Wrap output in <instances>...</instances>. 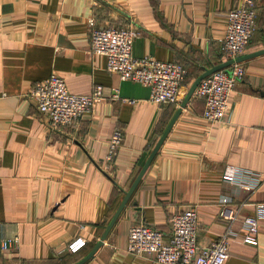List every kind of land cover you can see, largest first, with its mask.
I'll return each instance as SVG.
<instances>
[{
	"label": "crops",
	"instance_id": "0c3cea01",
	"mask_svg": "<svg viewBox=\"0 0 264 264\" xmlns=\"http://www.w3.org/2000/svg\"><path fill=\"white\" fill-rule=\"evenodd\" d=\"M243 0H0V264H74L97 244L152 151L179 112L103 244L83 264H158L128 250L129 228L143 221L165 233L172 216L195 204L198 241L210 245L235 231L224 264H264V220L258 243L243 240L242 219L264 201V52L243 60L246 74L230 96V122L204 116L192 82L225 61L220 41L227 12ZM258 26L240 56L264 49V0ZM133 26L137 57L182 63L181 100L156 103L150 87L123 80L107 57L91 51L94 29ZM76 93L104 86L105 98L71 124L52 127L30 92L51 73ZM119 89V98L113 97ZM124 139L110 168L113 131ZM229 166L263 174L254 190L223 178ZM240 206L229 223L221 198ZM19 237L3 249L2 239ZM82 237L78 251L69 244Z\"/></svg>",
	"mask_w": 264,
	"mask_h": 264
},
{
	"label": "built area",
	"instance_id": "2783aa9c",
	"mask_svg": "<svg viewBox=\"0 0 264 264\" xmlns=\"http://www.w3.org/2000/svg\"><path fill=\"white\" fill-rule=\"evenodd\" d=\"M228 25L220 41L225 61L236 59L250 43L258 26L256 0H243L227 12ZM139 31L133 26H106L93 30L91 51L107 57V68L116 72L123 80L141 82L150 87V100L156 103H178L188 69L182 63L157 59L152 55L137 57L133 45ZM246 74L242 61L234 62L206 76L196 88V93L205 98V118L212 123L230 122L226 116L230 111V96L240 79ZM41 113L52 127L71 124L91 111L96 103L106 96L104 86L97 84L91 93L73 92L66 79L51 73L35 84L30 92ZM119 98V89L113 94ZM124 139V130L116 127L111 136L105 157L110 168L118 148ZM223 178L248 190L256 189L263 180V174L252 169L229 166ZM219 217L232 223L240 206L232 204L231 197L221 198ZM255 212L243 217L245 235L243 240L258 243L259 222L264 220V201L255 202ZM171 231L163 230L143 221L134 222L128 233L127 248L137 255L154 254L158 264H224L229 257V246L235 231L231 226L210 245L198 241V210L195 204L176 212L171 219ZM19 237L3 238L2 247L8 249L17 244ZM86 244L82 237L69 244L73 252Z\"/></svg>",
	"mask_w": 264,
	"mask_h": 264
},
{
	"label": "water",
	"instance_id": "95a60500",
	"mask_svg": "<svg viewBox=\"0 0 264 264\" xmlns=\"http://www.w3.org/2000/svg\"><path fill=\"white\" fill-rule=\"evenodd\" d=\"M264 52V49L256 51L252 54L249 55H243V56H239L236 59H230V60H226L218 65H214L213 67L206 69L204 72H202L191 84V86L189 87L187 93H186V97L182 103V105H185L187 103V101L189 100V98L191 97V95L196 91V88L198 87L199 83L208 75L212 74L213 72L222 69L224 67L229 66L230 64L234 63V62H240L245 60L248 57H251L253 55H257ZM181 111V109H179L178 113L175 115V117L172 119V121L170 122V124L168 125L167 129L165 130V132L163 133V135L161 136L160 140L158 141L157 145L155 146L154 150L152 151L150 157L148 158L147 162L145 163V165L143 166L142 170L140 171V173L138 174L137 178L135 179V181L133 182V184L131 185V187L129 188V190L126 192L122 202L120 203L119 207L117 208V210L115 211L113 217L111 218L109 224L107 225L105 231L103 232V234L101 235L100 239L98 240L97 244L95 245V247L86 255L84 256L82 259H80L79 261H77L74 264H83L84 262H86L90 257H92L95 252L99 249V247L103 244V242L105 241L106 237L108 236L110 230L112 229V227L114 226V224L116 223L117 219L119 218V216L121 215L122 211L124 210L128 200L130 199L131 195L133 194V192L135 191L139 181L141 180L142 176L144 175L146 169L148 168L149 164L151 163V161L153 160L154 156L156 155L157 151L159 150L162 142L164 141L165 137L167 136L171 126L173 125L175 119L177 118L179 112Z\"/></svg>",
	"mask_w": 264,
	"mask_h": 264
}]
</instances>
